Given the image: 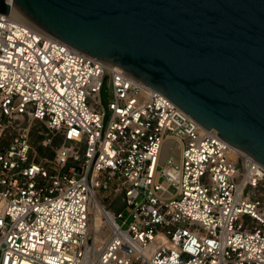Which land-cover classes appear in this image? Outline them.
Segmentation results:
<instances>
[{
  "label": "built area",
  "instance_id": "obj_1",
  "mask_svg": "<svg viewBox=\"0 0 264 264\" xmlns=\"http://www.w3.org/2000/svg\"><path fill=\"white\" fill-rule=\"evenodd\" d=\"M36 122L42 149L62 139L42 159ZM218 134L122 68L0 14V264H85L93 199L110 230L98 264H264V168Z\"/></svg>",
  "mask_w": 264,
  "mask_h": 264
},
{
  "label": "water",
  "instance_id": "obj_2",
  "mask_svg": "<svg viewBox=\"0 0 264 264\" xmlns=\"http://www.w3.org/2000/svg\"><path fill=\"white\" fill-rule=\"evenodd\" d=\"M12 7L159 91L264 168V0H0V14Z\"/></svg>",
  "mask_w": 264,
  "mask_h": 264
},
{
  "label": "bare ground",
  "instance_id": "obj_3",
  "mask_svg": "<svg viewBox=\"0 0 264 264\" xmlns=\"http://www.w3.org/2000/svg\"><path fill=\"white\" fill-rule=\"evenodd\" d=\"M8 2L11 3V0H8ZM10 15L12 17L16 18L17 20H19V21H21V22H23V23H25V24L33 27V28L39 29L34 23L29 21L22 14H20L14 7H12ZM243 164H244L245 173H248L249 167H248L247 161L244 160ZM92 208L94 210V214H93L94 226L92 229H93V232L95 234L94 235L95 236V244H98V248L97 247H96V249L91 248L87 251V256L85 258V264H98V259H99L100 253L103 249L102 247H104V244L106 243V240L110 234V230L107 228L106 213L104 211L103 206L97 200L93 199L92 200ZM104 228H107V231H105ZM93 255H94V257L96 256L97 258L93 259L92 258Z\"/></svg>",
  "mask_w": 264,
  "mask_h": 264
},
{
  "label": "rangeland",
  "instance_id": "obj_4",
  "mask_svg": "<svg viewBox=\"0 0 264 264\" xmlns=\"http://www.w3.org/2000/svg\"><path fill=\"white\" fill-rule=\"evenodd\" d=\"M31 130H32V142H33V145L35 148V152H36V154H38V157L40 159L53 155L55 150L62 144V139L60 137H53L51 139V142L49 143V145L46 148L42 149L43 148L42 147V141H43V135L42 134L45 132V129L43 128V126L40 123L36 122V123H33ZM43 150H44V153H42ZM239 166L242 168L243 164L240 162ZM170 191L172 193H175L174 188H171ZM256 194L264 197V183L259 187ZM106 203H108V202H106ZM91 210H92V215L90 217V234H91L90 237H91V239L89 242L88 250L91 248H95V249H96V247L98 248V244H95V236H94L95 234H94L93 229H92L94 226V217H93L94 210H93V208ZM104 230L107 231L106 228H104ZM92 258L96 259L97 257L96 256L94 257V255H93Z\"/></svg>",
  "mask_w": 264,
  "mask_h": 264
}]
</instances>
